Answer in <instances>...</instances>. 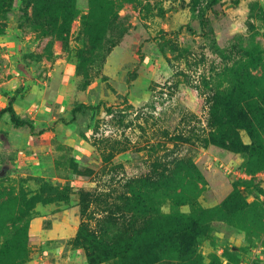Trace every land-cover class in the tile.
<instances>
[{"label":"rangeland","instance_id":"1","mask_svg":"<svg viewBox=\"0 0 264 264\" xmlns=\"http://www.w3.org/2000/svg\"><path fill=\"white\" fill-rule=\"evenodd\" d=\"M11 97L0 264H264V0H0ZM137 190L128 252L90 263L81 222L114 232Z\"/></svg>","mask_w":264,"mask_h":264},{"label":"trees","instance_id":"2","mask_svg":"<svg viewBox=\"0 0 264 264\" xmlns=\"http://www.w3.org/2000/svg\"><path fill=\"white\" fill-rule=\"evenodd\" d=\"M213 9L215 7L213 6ZM204 30L206 32H212L211 25L209 23L208 17L204 18ZM14 100L13 98H9L8 104L0 109V116L4 112H8L11 118V121L16 125H24L27 124L26 121L20 120L13 108ZM84 107H86V104L84 102H80L78 105L74 106L72 109L74 120V114L78 111H81ZM247 116L244 115V119H246ZM216 129L219 131H222L221 128L216 127L215 130H212L211 137L214 139L216 136ZM222 143L224 145H227L228 147L232 148L233 150H242L245 145L241 141L237 128H232L230 131L224 136H221ZM227 142V143H226ZM165 176V172H162L160 177ZM159 177V178H160ZM45 186L52 187L53 189H56V185L53 184H47L45 183ZM96 190V189H94ZM136 197L134 199V204L128 207H122V211L126 213L124 215L125 217L121 221H112L114 222V225H116L114 228V232L108 233V230H106L104 227H102V224L98 227H90L87 225L84 221L81 222V225L79 227L78 233H77V241H80L84 248L86 249L87 259L90 263H97L103 260H106L109 257L114 256H123L128 252V248L124 247V245L127 243L128 240L132 239V237L141 231V226L139 224H136L140 218H144L141 214V210H139V205L143 206V202L139 200L138 190L135 191ZM86 201L90 198V193L86 194ZM131 199V196L125 195L122 199L124 204H128V201ZM118 207H120V204H117ZM103 211L106 213H110V210L108 211L107 206L105 205ZM108 216V215H107ZM105 217H102L99 221H104ZM146 218V217H145ZM144 218V219H145ZM118 223V224H117ZM150 264V263H146Z\"/></svg>","mask_w":264,"mask_h":264},{"label":"clouds","instance_id":"3","mask_svg":"<svg viewBox=\"0 0 264 264\" xmlns=\"http://www.w3.org/2000/svg\"><path fill=\"white\" fill-rule=\"evenodd\" d=\"M187 210H188V209H187V206H183V207L181 208V211L186 212ZM160 211H161V213H163V214H165V215L170 214V208H169V206H167V205H161V207H160Z\"/></svg>","mask_w":264,"mask_h":264},{"label":"crops","instance_id":"4","mask_svg":"<svg viewBox=\"0 0 264 264\" xmlns=\"http://www.w3.org/2000/svg\"><path fill=\"white\" fill-rule=\"evenodd\" d=\"M48 231H49L48 229H47V230H44V233H46V234H43V235H45V236H47V237H49V236L52 237V236H51L52 234H50ZM48 233H49V234H48Z\"/></svg>","mask_w":264,"mask_h":264}]
</instances>
